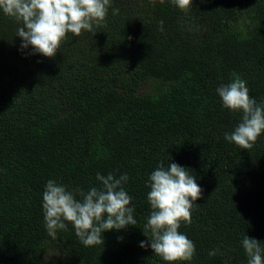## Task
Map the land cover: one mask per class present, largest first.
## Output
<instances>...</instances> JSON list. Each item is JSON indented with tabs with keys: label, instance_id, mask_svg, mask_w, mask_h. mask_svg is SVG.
I'll return each instance as SVG.
<instances>
[{
	"label": "trees",
	"instance_id": "trees-1",
	"mask_svg": "<svg viewBox=\"0 0 264 264\" xmlns=\"http://www.w3.org/2000/svg\"><path fill=\"white\" fill-rule=\"evenodd\" d=\"M17 26L0 12V264H41L55 249L71 264H167L139 246L161 161L202 189L178 229L195 255L176 264H247L244 235L264 247V134L249 149L225 141L241 113L215 91L238 75L264 101V0H112L94 34L68 33L53 57L21 50ZM97 172L127 173L136 225L88 247L70 222L49 236L46 182L86 192Z\"/></svg>",
	"mask_w": 264,
	"mask_h": 264
},
{
	"label": "clouds",
	"instance_id": "clouds-1",
	"mask_svg": "<svg viewBox=\"0 0 264 264\" xmlns=\"http://www.w3.org/2000/svg\"><path fill=\"white\" fill-rule=\"evenodd\" d=\"M112 0H0V12L17 22L16 36L21 38L20 49L31 48V54L55 56L68 33L79 36L82 31L94 34L108 15ZM155 0H153V3ZM163 3L164 0H159ZM177 8L187 10L192 0H170ZM117 9H113L115 13ZM163 22L161 21V28ZM221 107L241 113V120L223 138L241 149L251 148L264 134V101L249 96L247 82L238 75L215 89ZM188 168L174 162L167 167L161 161L148 175L146 186L150 214L146 230L147 241L139 246L150 248L167 264L190 262L195 255L194 242L179 232L181 222L191 223V210L201 198L202 189ZM100 186L70 191L63 184L49 179L42 193L44 226L49 236L55 238L70 222L76 237L86 247L103 243L102 233L135 226L133 197L124 185L127 173L118 177L97 172ZM77 195L80 199H77ZM241 246L247 264H264V247L255 238L244 235ZM215 250L209 255H215Z\"/></svg>",
	"mask_w": 264,
	"mask_h": 264
},
{
	"label": "rangeland",
	"instance_id": "rangeland-1",
	"mask_svg": "<svg viewBox=\"0 0 264 264\" xmlns=\"http://www.w3.org/2000/svg\"><path fill=\"white\" fill-rule=\"evenodd\" d=\"M41 264H71V263L68 262L57 249H55L54 251H51L46 254Z\"/></svg>",
	"mask_w": 264,
	"mask_h": 264
}]
</instances>
